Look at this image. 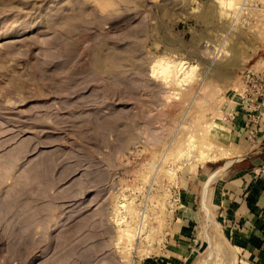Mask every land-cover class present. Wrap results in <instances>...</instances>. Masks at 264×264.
Returning <instances> with one entry per match:
<instances>
[{"label":"rangeland","instance_id":"1","mask_svg":"<svg viewBox=\"0 0 264 264\" xmlns=\"http://www.w3.org/2000/svg\"><path fill=\"white\" fill-rule=\"evenodd\" d=\"M241 2L0 0V264H169L163 249L191 248L184 264H234L212 182L188 242L173 232L191 172L232 154L221 125L244 115L264 150V99L243 92L264 75V0ZM204 133L215 160L199 159Z\"/></svg>","mask_w":264,"mask_h":264},{"label":"crops","instance_id":"2","mask_svg":"<svg viewBox=\"0 0 264 264\" xmlns=\"http://www.w3.org/2000/svg\"><path fill=\"white\" fill-rule=\"evenodd\" d=\"M242 121L244 123V115L239 117L238 125H221L223 131L219 138L232 152L224 157L227 159L223 161V166L213 172V166L208 164L211 161H207V165L201 164L191 172L182 194L183 200L187 202L185 207L188 215H184V225L176 228L173 237L177 239L176 243L188 242L186 235L193 234L195 220L200 217L195 211L199 194L203 195L208 180L215 175L217 177L212 178L208 188L212 182V194L218 192L221 195L222 211L218 219L225 230L233 235V250L236 253L234 264H264V150L258 149L257 140L248 138ZM228 162L230 165L224 167ZM209 172L213 174L209 175ZM215 184L217 185L212 187ZM163 250V253L171 255L166 261L169 264H184L188 257L197 252L193 248ZM195 257L192 256L194 259ZM164 263L161 260L159 264Z\"/></svg>","mask_w":264,"mask_h":264},{"label":"bare ground","instance_id":"3","mask_svg":"<svg viewBox=\"0 0 264 264\" xmlns=\"http://www.w3.org/2000/svg\"><path fill=\"white\" fill-rule=\"evenodd\" d=\"M245 1H247V0H245ZM243 2H244V0H243ZM240 3H242L241 0H220L221 6L223 8L230 9L231 11L232 10L237 11L238 5ZM239 8H240V6H239ZM241 12H239V13H241ZM236 13H238V11ZM158 63H159V65L155 64V66H154V72L158 68L161 71V73L164 74L165 78H172V77H174V75H177V74L182 73V72H185V75H186L188 81H190L193 77L195 78L194 75H195V71H196V67H197L196 65L193 66V65L189 64V66H188V65H186L187 62H183V61H181V62H172V61H167V60L166 61L165 60H163V61L160 60V61H158ZM207 135L205 136V133H204V137H203L204 140L203 141H198L196 143V147H198L200 149L199 151H200V153L202 155V157L200 156L201 158H199V159H202L204 157V158H207L209 160H211V159L215 160V156H216V153H217V152H215L213 150L214 147H215L214 146L215 144H213V142L207 141ZM182 144L184 145L185 143L182 142ZM184 148H185V146H184ZM217 148H219V147H217ZM194 153L196 154V152H194ZM220 153H219V155H223V156H226L227 154H230V152L228 153V150L225 149V148ZM197 154H198V151H197ZM182 155H184V154L182 153ZM187 156H188V154H187ZM189 156H190V154H189ZM196 158L198 159V157H196ZM228 165H230V162L226 163V166H224V167H227ZM173 173L174 172H172V174ZM214 177H215V175L212 178H214ZM212 178L209 179L208 182H207V186L205 187V190H204L205 193L207 192L208 184L212 180ZM134 213H135L134 211L131 212L132 215H134ZM120 220H122V219H120ZM133 230L134 229H125V230L121 231L123 233L122 236H131L132 235L131 233H133Z\"/></svg>","mask_w":264,"mask_h":264},{"label":"built area","instance_id":"4","mask_svg":"<svg viewBox=\"0 0 264 264\" xmlns=\"http://www.w3.org/2000/svg\"><path fill=\"white\" fill-rule=\"evenodd\" d=\"M246 72H247V77H251L252 74H255L253 71L245 69L242 72L243 75L246 74ZM256 83L259 84V86H257V84L254 83V86L257 87V90H258L256 97L254 95H252V93L250 95L247 93L249 90L248 88L243 89V92L245 93V97L249 96V98H246L248 102H255L256 99H260V98L264 99V75L262 77H259L258 81H256ZM236 92L240 95L242 94L241 90H239V89H237ZM232 117H233L232 113L225 111V116H224L225 121H230L232 119ZM247 127H248V125H247ZM247 131L250 133L249 138L253 139L255 137L256 133L253 130H249L248 128H247Z\"/></svg>","mask_w":264,"mask_h":264}]
</instances>
